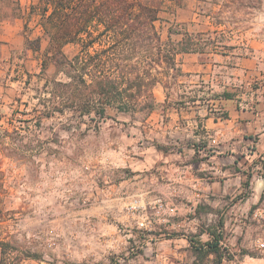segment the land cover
I'll use <instances>...</instances> for the list:
<instances>
[{
	"label": "rangeland",
	"instance_id": "obj_1",
	"mask_svg": "<svg viewBox=\"0 0 264 264\" xmlns=\"http://www.w3.org/2000/svg\"><path fill=\"white\" fill-rule=\"evenodd\" d=\"M38 2L0 0V240L10 246L4 264H264V162L257 178L243 172L240 188L203 197L200 185L185 183L184 159L173 177L159 173L151 153L143 159L144 146L131 136L147 112L108 109L104 121L94 111L48 114L54 88L46 80L66 79L46 60L53 51ZM214 3L207 9L226 39L264 33V0ZM157 29L163 41L170 29L187 30ZM85 44L81 38L62 52L84 60L107 38L86 52ZM172 85L160 84L167 95ZM218 238V251L209 252L207 243Z\"/></svg>",
	"mask_w": 264,
	"mask_h": 264
},
{
	"label": "crops",
	"instance_id": "obj_2",
	"mask_svg": "<svg viewBox=\"0 0 264 264\" xmlns=\"http://www.w3.org/2000/svg\"><path fill=\"white\" fill-rule=\"evenodd\" d=\"M214 5V0L164 1L156 28L183 25L215 43L202 53L176 56L179 74L169 78L170 94L154 88L156 108L131 136L144 146V160L151 153L159 162V173L173 177L176 162L184 159V181L200 185L203 197L240 188L243 172L257 178L254 170L264 162V33L250 30L227 41L228 33L207 9Z\"/></svg>",
	"mask_w": 264,
	"mask_h": 264
},
{
	"label": "trees",
	"instance_id": "obj_3",
	"mask_svg": "<svg viewBox=\"0 0 264 264\" xmlns=\"http://www.w3.org/2000/svg\"><path fill=\"white\" fill-rule=\"evenodd\" d=\"M164 1L39 0L36 13L39 26L49 39V50L53 51L46 60L57 75L66 79L46 80L45 86L54 88L47 92L48 105H52L46 107L48 114L71 110L89 117L94 111L98 120L104 121L108 109L120 114L151 113L156 108L154 88L163 84L164 79L179 74L176 56L202 53L215 43L204 39L202 33L194 35L186 29L181 33L170 29V35L180 34L181 38L163 41L156 22ZM243 1L250 0H226L224 6ZM102 37L107 38V45L84 60L78 55L68 59L62 52L63 46L81 38L86 40V52ZM38 41H34L37 45L34 50L40 48ZM219 240L207 243L209 252L218 251ZM9 248L8 242L0 240V264H4L2 256Z\"/></svg>",
	"mask_w": 264,
	"mask_h": 264
},
{
	"label": "built area",
	"instance_id": "obj_4",
	"mask_svg": "<svg viewBox=\"0 0 264 264\" xmlns=\"http://www.w3.org/2000/svg\"><path fill=\"white\" fill-rule=\"evenodd\" d=\"M136 204V201L134 203L131 204V208H133V206ZM263 244H260V247L263 248Z\"/></svg>",
	"mask_w": 264,
	"mask_h": 264
}]
</instances>
